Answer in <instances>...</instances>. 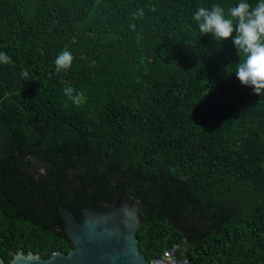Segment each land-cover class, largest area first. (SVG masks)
<instances>
[{"label": "trees", "instance_id": "obj_1", "mask_svg": "<svg viewBox=\"0 0 264 264\" xmlns=\"http://www.w3.org/2000/svg\"><path fill=\"white\" fill-rule=\"evenodd\" d=\"M238 2L0 0L7 264L19 251L72 250L60 208L82 221L127 196L150 264L175 245L189 264H264V95L237 79L232 38L192 20ZM65 49L72 66L57 73ZM66 87L83 94L79 106Z\"/></svg>", "mask_w": 264, "mask_h": 264}, {"label": "water", "instance_id": "obj_2", "mask_svg": "<svg viewBox=\"0 0 264 264\" xmlns=\"http://www.w3.org/2000/svg\"><path fill=\"white\" fill-rule=\"evenodd\" d=\"M60 214L74 247L68 254L58 251L46 259L19 251L9 264H150L139 249L142 218L138 202L112 205L102 212L84 209L82 221L65 208H60ZM0 264H7L2 257Z\"/></svg>", "mask_w": 264, "mask_h": 264}, {"label": "clouds", "instance_id": "obj_3", "mask_svg": "<svg viewBox=\"0 0 264 264\" xmlns=\"http://www.w3.org/2000/svg\"><path fill=\"white\" fill-rule=\"evenodd\" d=\"M142 16L143 10L139 9L137 18ZM192 20L202 35L211 34L216 41L232 38L237 53L243 54L234 71L237 79L241 85L250 87L254 94L264 95V0H256L254 4L239 0L227 13L219 4L210 9L198 7ZM73 59L69 50H62L54 60L56 72L70 69ZM9 60L5 52H0V63L7 64ZM20 75L27 79L29 73L22 69ZM64 94L77 106L83 102V94L72 87H66Z\"/></svg>", "mask_w": 264, "mask_h": 264}, {"label": "built area", "instance_id": "obj_4", "mask_svg": "<svg viewBox=\"0 0 264 264\" xmlns=\"http://www.w3.org/2000/svg\"><path fill=\"white\" fill-rule=\"evenodd\" d=\"M151 264H189L185 257V252L180 245H175L172 248L164 251L162 256L153 260Z\"/></svg>", "mask_w": 264, "mask_h": 264}, {"label": "flooded vegetation", "instance_id": "obj_5", "mask_svg": "<svg viewBox=\"0 0 264 264\" xmlns=\"http://www.w3.org/2000/svg\"><path fill=\"white\" fill-rule=\"evenodd\" d=\"M120 196H122V195H120ZM120 196H119V197H120ZM125 202H132V201H130V199H129L128 196H127V197L124 198V200H123V202H122V204H121L120 206H123V204H124ZM117 204H118V203L115 202V203H113V204L108 205L105 211L109 210L110 207H111L112 205H113L114 207H118ZM120 206H119V207H120ZM89 210H90V209H89ZM92 211H93V210H92ZM95 212H96V211H95ZM82 220H83V213H82ZM73 248H74V247H73Z\"/></svg>", "mask_w": 264, "mask_h": 264}]
</instances>
